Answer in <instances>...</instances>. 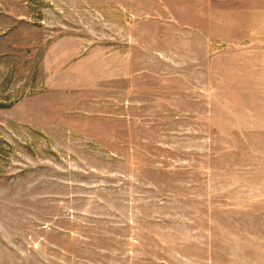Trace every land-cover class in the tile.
<instances>
[{"label": "rangeland", "instance_id": "rangeland-1", "mask_svg": "<svg viewBox=\"0 0 264 264\" xmlns=\"http://www.w3.org/2000/svg\"><path fill=\"white\" fill-rule=\"evenodd\" d=\"M0 264H264V0H0Z\"/></svg>", "mask_w": 264, "mask_h": 264}]
</instances>
